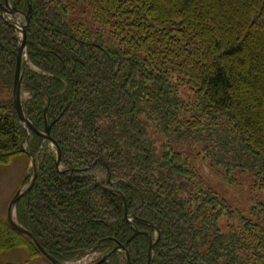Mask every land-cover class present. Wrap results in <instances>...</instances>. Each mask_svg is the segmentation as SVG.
Instances as JSON below:
<instances>
[{"label":"trees","instance_id":"obj_1","mask_svg":"<svg viewBox=\"0 0 264 264\" xmlns=\"http://www.w3.org/2000/svg\"><path fill=\"white\" fill-rule=\"evenodd\" d=\"M8 1L23 12L31 3L24 110L38 130L50 123L62 150L59 168L52 142L20 120L21 38L0 12V164L33 156L38 168L15 204L18 223L62 263L100 249L93 264L121 244L102 264L127 262V252L146 264L150 233L152 264H264V201L223 233L221 200L192 181L187 154L152 132L208 134L209 157L251 168L264 192V0ZM90 166L110 172L117 190L78 171ZM17 247L42 254L0 214V251Z\"/></svg>","mask_w":264,"mask_h":264},{"label":"rangeland","instance_id":"obj_2","mask_svg":"<svg viewBox=\"0 0 264 264\" xmlns=\"http://www.w3.org/2000/svg\"><path fill=\"white\" fill-rule=\"evenodd\" d=\"M8 16H11V14ZM23 17L22 14L18 15L19 20H22ZM17 31L21 38L20 30L18 29ZM179 87L181 95L185 100L196 107L199 99L195 98L194 91L190 84L182 82L179 84ZM24 92L25 95H29L28 90ZM152 132L154 137L158 140L159 145L165 141L169 142L168 140L170 139L169 143L173 148L179 150L183 154H187L189 156L188 158H190V167H193L197 172V178L195 177L192 181H202L204 188L207 191L211 190L212 193L221 200L220 206H224V213L218 220L219 229L223 233L229 231L230 225H234V230L242 229L240 216L244 215L249 217L251 215L250 212L256 204L264 201V192L259 190L255 185V171L245 167L232 168L228 165V167H226L223 164H217L213 161L205 150L209 146L212 137L208 136L206 133H202V131L199 132L200 135L198 139L189 140H178L175 135L164 134L156 128H153ZM50 146L53 149L55 147L52 143ZM32 166V162L23 155L17 156L8 164H0V214L3 217H8L9 204L15 194L19 190H24L28 186L30 180H32ZM227 168H230L229 171ZM89 174L94 175L97 181H104L107 178L106 173L102 171H90ZM101 254L102 251L100 249L88 251L84 256L69 260L66 264H92ZM123 256L124 255L121 254V256L117 258L118 262L120 259L119 264L127 263ZM113 263L115 264V262ZM0 264L54 263L43 254L32 256L27 249L17 247L6 251H0ZM234 264H240V262L235 260Z\"/></svg>","mask_w":264,"mask_h":264},{"label":"water","instance_id":"obj_3","mask_svg":"<svg viewBox=\"0 0 264 264\" xmlns=\"http://www.w3.org/2000/svg\"><path fill=\"white\" fill-rule=\"evenodd\" d=\"M0 12L1 14L5 17V19L14 27L20 30L21 32V39L19 42L18 46V51H17V60H16V67H15V75H14V84H13V97H14V103L16 110L19 114L20 120L25 123L29 128H31L34 132H36L39 136L49 139L52 144L55 146L57 150V161L56 164L60 168V163L62 159V150L58 144V142L51 136V125L50 123L46 120V125L45 129L43 131L38 130L32 121L27 117L26 112L24 110V106L22 103V98H21V85H22V65L24 58L26 56V49H27V31H28V25L30 23V12H31V3L29 4V9L27 12H23L19 10L17 7L12 6L8 0H6V3H3L0 0ZM11 14V16H8ZM22 14L24 17L22 20H18V15ZM32 156V155H31ZM32 165L34 169V176L30 182V184L24 189V190H19L15 196L12 198L9 208H8V220L9 222L13 225V227L21 232L22 234L28 235L36 244L38 247L39 251L47 258L49 259L52 263L54 264H66L60 262L56 257H54L52 254H50L46 248H44L40 242L37 240V238L33 235L31 231H29L27 228L23 227L18 223L16 220V211H15V204L16 202L23 197L32 187L34 186L37 176H38V168H37V159L32 156ZM92 169V166L84 168V169H78V171H90ZM107 181L112 183L114 185L113 190H117L116 187V182L112 181L110 172H108V177ZM124 200L126 202V199L124 197ZM127 218L129 221H132V218H130L127 214ZM139 233V230L136 229V234ZM160 237V235H159ZM149 238H150V246L148 250V256H147V261L146 264H152V259H153V248L154 244L157 242V240H154L153 236L149 233ZM124 248L123 245L118 244L111 252L103 255L97 262L93 264H102L108 260L110 257L111 253L117 250H122ZM127 262L128 264H132L131 261V255L129 252H127Z\"/></svg>","mask_w":264,"mask_h":264}]
</instances>
